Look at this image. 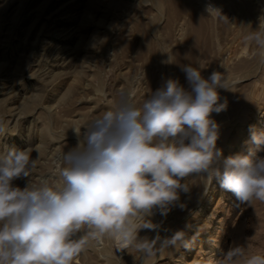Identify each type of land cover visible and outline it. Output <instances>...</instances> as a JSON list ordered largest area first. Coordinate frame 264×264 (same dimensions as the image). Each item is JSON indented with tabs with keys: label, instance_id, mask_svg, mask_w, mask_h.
<instances>
[{
	"label": "rangeland",
	"instance_id": "1",
	"mask_svg": "<svg viewBox=\"0 0 264 264\" xmlns=\"http://www.w3.org/2000/svg\"><path fill=\"white\" fill-rule=\"evenodd\" d=\"M208 4L228 20L210 16ZM259 27L264 0H0V121L7 133L0 152L29 148L33 159L39 155L32 184L59 183L60 157L77 146L74 129L83 132L122 90L140 106L168 78L187 88L181 68L192 64L205 79L226 74L229 89L218 92L227 109L212 113L217 147L223 157L247 155L254 147L249 126L264 130V50L244 39ZM28 179L14 184L23 188ZM180 203L167 216L154 209L150 219L161 237L182 230L194 243L144 264H217L233 246L264 256V202L240 205L217 179L200 177L180 193ZM116 248L107 237L92 241L74 264H140L134 247Z\"/></svg>",
	"mask_w": 264,
	"mask_h": 264
},
{
	"label": "clouds",
	"instance_id": "2",
	"mask_svg": "<svg viewBox=\"0 0 264 264\" xmlns=\"http://www.w3.org/2000/svg\"><path fill=\"white\" fill-rule=\"evenodd\" d=\"M206 11L227 19L212 4ZM244 39L264 50V29ZM181 70L187 88L168 78L140 106L122 90L83 132L74 129L77 146L60 157L59 183L42 178L32 184L39 155L33 159L29 148L0 152V264H74L90 242L106 237L117 250L134 247L140 264L169 248H190L194 239L184 231L161 237L150 217L154 209L167 216L172 206L183 208L180 193L190 192L193 178L217 179L240 205L264 202V156L256 155L264 152V130L249 126L254 147L247 155L223 157L212 113L227 109L218 92L229 89L226 74L213 71L205 79L192 64ZM19 178H29L25 187L14 184ZM141 229L157 234L141 238ZM217 264H264V256L248 257L245 247L233 246Z\"/></svg>",
	"mask_w": 264,
	"mask_h": 264
}]
</instances>
